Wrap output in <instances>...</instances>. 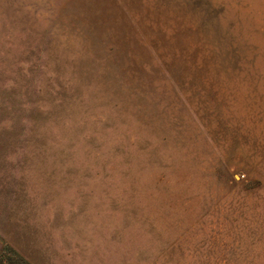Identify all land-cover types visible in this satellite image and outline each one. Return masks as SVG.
I'll use <instances>...</instances> for the list:
<instances>
[{
	"label": "rangeland",
	"instance_id": "obj_1",
	"mask_svg": "<svg viewBox=\"0 0 264 264\" xmlns=\"http://www.w3.org/2000/svg\"><path fill=\"white\" fill-rule=\"evenodd\" d=\"M4 249L264 264V0H0Z\"/></svg>",
	"mask_w": 264,
	"mask_h": 264
},
{
	"label": "trees",
	"instance_id": "obj_2",
	"mask_svg": "<svg viewBox=\"0 0 264 264\" xmlns=\"http://www.w3.org/2000/svg\"><path fill=\"white\" fill-rule=\"evenodd\" d=\"M0 264H28L17 253L12 252L11 250H2L0 252Z\"/></svg>",
	"mask_w": 264,
	"mask_h": 264
}]
</instances>
